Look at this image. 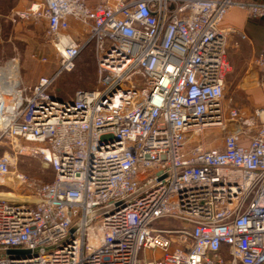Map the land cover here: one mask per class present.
I'll use <instances>...</instances> for the list:
<instances>
[{
  "label": "built area",
  "instance_id": "built-area-1",
  "mask_svg": "<svg viewBox=\"0 0 264 264\" xmlns=\"http://www.w3.org/2000/svg\"><path fill=\"white\" fill-rule=\"evenodd\" d=\"M230 7L264 21V0H41L18 13L46 22L56 67L31 87L15 63L0 71V185L27 192L0 197V264H264V90L249 114L224 104ZM89 45L95 87L59 98L52 84ZM214 128L219 147L193 140ZM22 155L53 178L13 170Z\"/></svg>",
  "mask_w": 264,
  "mask_h": 264
},
{
  "label": "rangeland",
  "instance_id": "rangeland-1",
  "mask_svg": "<svg viewBox=\"0 0 264 264\" xmlns=\"http://www.w3.org/2000/svg\"><path fill=\"white\" fill-rule=\"evenodd\" d=\"M17 8L19 11L23 10L19 0H0V71L9 63L10 68L15 63L19 67L18 75L21 81L26 87H31L40 76L51 75L56 67V58L46 34L44 20L31 18L23 21V18H20L19 33L14 31L11 17ZM239 10L245 15L244 26L240 29L233 28L235 31L228 34L227 60L229 69L225 76L223 101L225 106H234L249 114L263 101L264 64L259 62V58L264 55V21L251 19L243 10ZM28 25L29 38L26 33ZM237 30H242L245 38L240 37L239 32L241 31ZM28 42L30 44L29 52ZM41 57H45L46 61H41ZM96 76L92 49L87 47L79 55L75 68L58 76L52 84V89L59 98H69L77 89L95 87ZM201 135H198L197 138L194 137L193 140L203 143L207 148L221 145L223 135L221 130L208 129L203 132V138ZM5 152L11 153V150L7 144L2 143L0 144V154ZM12 169L41 182L50 181L53 178L52 171L36 156H18ZM3 191H13L15 196H18L12 198L15 200L21 199L19 197L27 194L23 187L12 183L9 186L0 185V192ZM178 224L175 220L162 219L155 225L157 227H175Z\"/></svg>",
  "mask_w": 264,
  "mask_h": 264
},
{
  "label": "crops",
  "instance_id": "crops-1",
  "mask_svg": "<svg viewBox=\"0 0 264 264\" xmlns=\"http://www.w3.org/2000/svg\"><path fill=\"white\" fill-rule=\"evenodd\" d=\"M38 1H41V0H19V2L21 3V7L23 9L27 8L32 2H38ZM97 1L98 0H87L88 4H90V5H93ZM18 8L13 11L11 20L14 23V31L19 33V30H20V22L19 21H20L21 17L18 15V13L20 12ZM244 18H245V15L237 7H230L225 13L224 20H223V25L231 26L232 28H236V29H238V28L240 29V28H242L244 26ZM23 21H24V19H23ZM28 22L30 23V21H28ZM70 23H71L70 33L74 37H77L78 36L77 35L78 34L77 33V24L74 21H72V20L70 21ZM44 26L46 28V22L45 21H44ZM27 27L28 28H27V32L26 33H28V38H29V36H30L29 25ZM237 31H241L240 33H243L242 30H237ZM18 39H20V38L18 37ZM23 41L25 42V39ZM29 48H30V44L28 42V52H29Z\"/></svg>",
  "mask_w": 264,
  "mask_h": 264
},
{
  "label": "bare ground",
  "instance_id": "bare-ground-1",
  "mask_svg": "<svg viewBox=\"0 0 264 264\" xmlns=\"http://www.w3.org/2000/svg\"><path fill=\"white\" fill-rule=\"evenodd\" d=\"M1 71H4V70H1ZM4 73H6V72L4 71ZM197 136L198 135H195L196 138H197ZM201 137L203 138V134L201 135ZM0 197L13 198V197H18V196H15V193L13 191H3V192H0ZM19 198H22V197H19Z\"/></svg>",
  "mask_w": 264,
  "mask_h": 264
},
{
  "label": "water",
  "instance_id": "water-1",
  "mask_svg": "<svg viewBox=\"0 0 264 264\" xmlns=\"http://www.w3.org/2000/svg\"><path fill=\"white\" fill-rule=\"evenodd\" d=\"M10 252H17L16 250H10Z\"/></svg>",
  "mask_w": 264,
  "mask_h": 264
},
{
  "label": "trees",
  "instance_id": "trees-1",
  "mask_svg": "<svg viewBox=\"0 0 264 264\" xmlns=\"http://www.w3.org/2000/svg\"><path fill=\"white\" fill-rule=\"evenodd\" d=\"M88 47H91V46L89 45ZM77 59H78V58H77ZM77 59H76V61H77ZM75 66H76V64H75ZM45 182H47V181H45Z\"/></svg>",
  "mask_w": 264,
  "mask_h": 264
}]
</instances>
